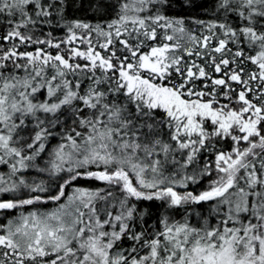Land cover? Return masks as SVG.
Returning a JSON list of instances; mask_svg holds the SVG:
<instances>
[{
    "label": "snow or ice",
    "instance_id": "obj_1",
    "mask_svg": "<svg viewBox=\"0 0 264 264\" xmlns=\"http://www.w3.org/2000/svg\"><path fill=\"white\" fill-rule=\"evenodd\" d=\"M0 264H264V0H0Z\"/></svg>",
    "mask_w": 264,
    "mask_h": 264
}]
</instances>
